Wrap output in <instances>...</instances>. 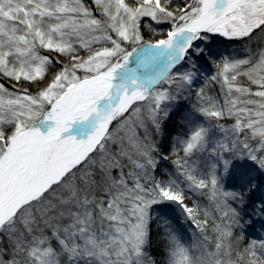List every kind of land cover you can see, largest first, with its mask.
<instances>
[{
    "label": "snow or ice",
    "instance_id": "1",
    "mask_svg": "<svg viewBox=\"0 0 264 264\" xmlns=\"http://www.w3.org/2000/svg\"><path fill=\"white\" fill-rule=\"evenodd\" d=\"M0 264H264V0H0Z\"/></svg>",
    "mask_w": 264,
    "mask_h": 264
},
{
    "label": "rangeland",
    "instance_id": "2",
    "mask_svg": "<svg viewBox=\"0 0 264 264\" xmlns=\"http://www.w3.org/2000/svg\"><path fill=\"white\" fill-rule=\"evenodd\" d=\"M256 228H257V229L259 228V225H258V224L256 225Z\"/></svg>",
    "mask_w": 264,
    "mask_h": 264
}]
</instances>
